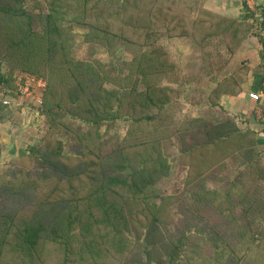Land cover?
Returning a JSON list of instances; mask_svg holds the SVG:
<instances>
[{
	"label": "trees",
	"instance_id": "1",
	"mask_svg": "<svg viewBox=\"0 0 264 264\" xmlns=\"http://www.w3.org/2000/svg\"><path fill=\"white\" fill-rule=\"evenodd\" d=\"M25 1L0 0V44L7 54L16 52L24 63L21 69L28 73H22L20 79L25 75L47 76V88L41 92L37 107L45 114L52 133L15 163L23 162L31 171L41 173L48 185L44 188L45 198L33 212L20 204L23 187L14 183L11 191L0 189V264L6 257L22 259L20 264H34L43 259L47 239L61 252V264H85L84 246L91 247L87 251L91 264H194L187 250L198 246V238H210L211 227L215 229L211 210H219L220 214L224 211L222 201L218 206L213 205L216 192L205 187L204 177L210 175V169L219 165L227 153L243 151V156L251 153L254 158L258 131L241 129L230 118L213 123L196 121L195 125L183 122L167 129L168 117L160 116L168 94L154 84L139 90L138 75L147 76L150 69L153 76H159L175 65L157 44L161 37H189L207 52L209 42L217 40L233 53L249 37L260 35L264 30V11L258 34L253 33L254 25L258 24L248 1L241 2L245 12L230 16L208 8L207 0H120L119 6L115 5L119 0H113V21L124 15L117 26L128 32L122 36L114 33L113 41L118 39L135 45L137 55L119 66L113 64L110 71L99 60L92 62L72 56L71 34L62 25L69 14L66 6L69 0H43L47 3L44 12H40L44 8L39 1L34 0L40 7L38 13L28 10ZM82 3L84 11L87 5L98 6L97 0H82ZM252 17L255 23L250 22ZM37 21L42 24L41 29L35 26ZM93 26L98 27L95 23ZM36 70V75L31 74ZM248 71V67H240L218 81L210 93L212 104H220L224 94L240 93ZM0 73L2 92L8 85L16 92V79L11 81ZM261 75L264 80V70ZM114 76L118 77V88H106L104 84L114 81ZM5 100H0L2 106H7ZM66 115L96 128L91 144L79 145L71 155L64 151L58 137L59 132L69 135L64 132L61 120ZM125 117L131 119V137L132 131L140 130L143 124L153 129L151 139L143 147V151L150 150L146 158L131 152L133 147L128 149L131 145L126 143L127 138L117 135L113 146V137L97 133L103 121ZM174 131L180 139V155L189 166L186 184L194 199L189 207L180 209V218L172 222L171 229V222L166 224L159 218L161 206L150 205L137 194L168 176L171 167L159 142L169 139ZM91 132L82 136L90 138ZM108 144L112 148L106 151ZM112 154L121 157L122 163L113 162L110 170V164L106 163ZM240 203L245 209L243 224L247 233L252 234L254 222L262 212L261 200L245 193ZM74 254L78 259L71 262L69 257ZM95 255L111 259H101L98 263L93 258ZM237 257L227 259L226 263L237 264L240 259L248 264ZM25 259H29L28 263Z\"/></svg>",
	"mask_w": 264,
	"mask_h": 264
},
{
	"label": "rangeland",
	"instance_id": "2",
	"mask_svg": "<svg viewBox=\"0 0 264 264\" xmlns=\"http://www.w3.org/2000/svg\"><path fill=\"white\" fill-rule=\"evenodd\" d=\"M38 1L44 10L40 11V7L36 6L37 3L34 0H26L24 5L28 10H33L36 13L46 11V1ZM243 1L246 3L248 1L249 9L254 13V18L257 21H254L252 17L250 22L258 24L254 25L253 33L259 34V22L263 19L264 0H207L205 5L220 7L219 11H230L233 12L234 16H239L241 12H245L241 3ZM97 2V7L87 5L84 7L86 11H84L82 0L67 1L66 6L69 7V14L62 21V25L65 32L71 34L70 48L74 58L92 62L99 60L107 65V69L113 71V64L119 66L122 62L131 61L135 58L137 48L123 40L115 39L113 41L114 33L121 36L125 33L128 34L126 30L117 26V22L124 15H120L113 21V15H111L113 0H97ZM119 4L120 0L119 2L115 1V5L119 6ZM93 23L98 27L94 28ZM35 26L39 29L42 28L39 21L35 23ZM100 27L105 28L106 31ZM92 29L96 30L93 31ZM262 32L263 30L260 35H253V37L250 35L251 37L245 40L255 42H250L252 44L250 50L256 49L258 57H252V60L242 56V51L246 47L243 46L245 41L233 53L222 46L220 41H210L207 52L204 47L189 37L163 36L157 41V44L168 53L169 59L175 65L168 73L159 74V76H153L150 69L147 71V76L138 75L137 88L139 90H144L148 84H154L168 94V101L165 102V109L160 116L163 119L168 117L167 129H170L169 126L171 125L178 127L183 122H190L195 125L196 121H212L213 123L230 118L236 121L241 129L258 131L257 143L253 148L254 158L251 153L243 156V151L241 153H227L219 165L210 169V175L204 177L205 187L211 192H216L214 196L216 201L213 205L218 206V203L222 201L224 211L223 214H220L219 210H211L215 229L209 224V227L212 228L210 238H198V246L193 247V251L191 248L187 250V256L192 258L191 263L194 264H227V259L236 258L238 255L239 258L245 259L248 264H264V132H261L264 131V104H257L252 107V116L249 117L246 113L249 108L243 107L244 110L242 111L244 112H241L239 108L235 107L234 111H231L229 105L222 103L221 99L220 104L213 105L210 96L217 82L225 77L222 74H228L240 67H248L251 73L256 75L262 74L264 70V32ZM5 51L4 46L0 44V72L11 78V81L16 79L14 84L17 92L12 87L9 88V85L5 86L4 88L7 90L2 92L0 86V100L5 98L8 101L7 106H2L0 103V189L6 192L11 191L10 186L14 183L18 184L20 188L23 187V196L19 198L20 204L33 212L37 210L36 207L40 204V200L46 196L44 192L46 194L47 191L44 188L48 185V181L45 177H41V173L31 171V168L23 166V162H21L22 164L15 162L17 160L20 162L22 157L31 153L32 150L47 140L52 129L49 128L47 118L41 112V108L37 107L38 99L43 91L42 88L35 82L31 87L34 90L29 89L23 94L18 83L21 74L28 72L21 69L24 63L18 59L16 52L7 54ZM31 67L32 65H30ZM215 69H218V73L215 72ZM36 72L37 70L31 74ZM40 76L46 80L44 86L46 89L47 76ZM114 77V81L113 79L106 81L104 84L106 88H118V77ZM218 77L219 79L215 82V78ZM241 113L243 114L241 115ZM61 120L64 125V132L69 133V135L63 132L58 134L66 153L74 154L79 145L89 146L91 144L90 139H94L96 133V128L93 125H86L67 115L61 117ZM130 123L131 119L126 117L117 120H105L97 129V133L113 137V146L117 135L121 138H127L126 143L131 145L128 149L133 147L131 152L134 154L141 153L140 158H146L147 152L150 150L143 151V147L151 139L153 129L147 128L143 124L140 130L132 131L131 137L129 136ZM90 130L93 136L90 138L82 136V133ZM165 131L169 134L168 130ZM166 138L159 142V146L171 167L168 176L161 177L155 181V184L137 195L143 196L150 205H160L159 218L166 224L167 221L171 222L170 226L173 229L172 222L179 220L180 209L183 206L189 207L194 197L189 185L186 184L189 166L185 164L186 162L180 155V139L175 131L172 132L169 139ZM156 145L158 147V144ZM111 148L108 144L106 151ZM244 151L247 150L244 148ZM116 161L122 163V158L112 154L107 159L106 164H110L108 167L110 170H113V162ZM122 171L121 173L124 174L125 170ZM245 193H250V197L256 198L257 196L261 200L260 211L262 212L254 222L252 234L247 233L243 224L245 209L240 202L241 195ZM231 204L234 205L233 208H231ZM52 213L51 211L50 214ZM44 217L46 218L48 215ZM203 224L204 222H201L200 225L203 226ZM46 236H49V233ZM260 237H263V240ZM101 241L103 242L102 239ZM45 245L42 252L43 259H39L34 264H61V252L54 247V242L47 239ZM104 246L107 247L105 243ZM88 250L91 251V247L87 249L84 246L85 264H91L92 261V259H87L90 256ZM75 258L78 259L76 254L69 257L71 262ZM93 258L97 259L98 263L101 262V259H111L110 256L96 255ZM239 258L237 257V259ZM22 261V259L6 257L2 264H20ZM28 261L29 259L24 260L26 263ZM237 264L243 263L239 259Z\"/></svg>",
	"mask_w": 264,
	"mask_h": 264
},
{
	"label": "crops",
	"instance_id": "3",
	"mask_svg": "<svg viewBox=\"0 0 264 264\" xmlns=\"http://www.w3.org/2000/svg\"><path fill=\"white\" fill-rule=\"evenodd\" d=\"M208 8H210V9H212V10L218 12V13L234 16L233 12H230V11H227V12L219 11L220 7L209 6ZM263 32H264V30H263ZM252 41H250V42H252ZM250 42L245 41L243 46H246V47H244V49L242 51V56H246V58H249L250 60H252V57H255V56L258 57V55L256 53L257 52L256 49H253V50L251 49L250 50V46L252 45V44H250ZM261 54H262V52H261ZM215 72L218 73V69H215ZM250 73H251V70L248 71V73L245 75V79L242 80V82H241V92L240 93L235 94V95L224 94L223 97L221 98L222 103H226L227 105H229L231 111H234L235 107L237 109L239 108V110H241V112H244V111H242V110H244L243 107L244 108H246V107L249 108L248 111L246 112V113H248L249 117H250V115L252 116V111H251L252 107L256 106L257 104L258 105H263L264 104L263 100L256 101V100H253V99H251L249 97V93L250 92H259L264 87V80L262 79V75H256L253 72L251 74ZM225 75L222 74V76H225ZM218 79H219V77L215 78V82ZM207 81H209L208 78H207ZM213 86H214V84H213ZM242 114L243 113H241V115Z\"/></svg>",
	"mask_w": 264,
	"mask_h": 264
},
{
	"label": "built area",
	"instance_id": "4",
	"mask_svg": "<svg viewBox=\"0 0 264 264\" xmlns=\"http://www.w3.org/2000/svg\"><path fill=\"white\" fill-rule=\"evenodd\" d=\"M35 82L38 86H40L42 88L41 90H44V86L46 84V81L41 77H35L33 75H25L23 79L19 80L18 86H20L22 88V92L24 94L25 91L31 89V87L33 86V84ZM31 90H34V89H31ZM249 97L253 100H256V101H261V100L264 101V87L259 92H250ZM40 102H41V97L38 99V103H40ZM6 103L8 104L7 100H6Z\"/></svg>",
	"mask_w": 264,
	"mask_h": 264
}]
</instances>
